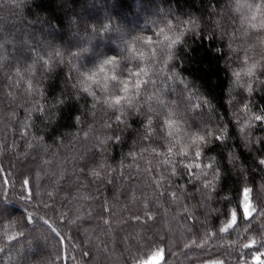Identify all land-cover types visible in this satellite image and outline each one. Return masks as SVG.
Returning a JSON list of instances; mask_svg holds the SVG:
<instances>
[{
	"label": "trees",
	"instance_id": "16d2710c",
	"mask_svg": "<svg viewBox=\"0 0 264 264\" xmlns=\"http://www.w3.org/2000/svg\"><path fill=\"white\" fill-rule=\"evenodd\" d=\"M237 2L259 0H0V201H8L0 203V216L13 217L25 236L13 250L0 252V264H7L8 255L13 264H141L157 248L164 258L153 264H253L255 250L236 243L243 239L238 236L243 223L230 234L219 233L223 217L217 220L214 210L241 184L256 189L252 203L264 208V168L256 165V153L245 145L236 123L244 115L242 104L257 113L264 109V28L259 19L256 27L244 21L247 9L236 11ZM169 21L175 26L169 36L188 30L167 64L162 62L166 49L143 64L133 61L151 71L118 123L120 112L81 91L78 69L119 55L122 41L115 29L151 36L155 42L156 32ZM48 23L55 30L49 31ZM103 25L112 31L105 33ZM87 36L93 37L90 44L83 42L89 53L73 57ZM106 41L110 44L102 46ZM50 46L60 49L63 59H54L51 66L37 63L36 53L47 58ZM245 58L258 63L253 77L241 78V84L252 83L251 94L233 76ZM171 73L176 74L174 81L168 79ZM27 80L33 83L31 92ZM101 87L92 85L91 90L100 97ZM222 87L220 107L214 100ZM209 104L214 106L211 112ZM185 108L190 109V126L204 120L210 128L226 125L230 133L227 148L217 154L221 176L210 200L182 174L181 163L188 160L172 155L174 165L163 163L171 140L164 117L157 134L145 136L148 118L157 123L156 111ZM251 132L256 147L264 126ZM221 146L214 142L206 148L205 162ZM173 166L178 172L169 179ZM25 181L30 183L25 186ZM185 207L196 219L188 218ZM29 213L34 224L25 227ZM43 219L61 235L51 233ZM253 224L251 235L264 239L260 218ZM210 232L212 238L206 239Z\"/></svg>",
	"mask_w": 264,
	"mask_h": 264
},
{
	"label": "snow or ice",
	"instance_id": "6c2138e0",
	"mask_svg": "<svg viewBox=\"0 0 264 264\" xmlns=\"http://www.w3.org/2000/svg\"><path fill=\"white\" fill-rule=\"evenodd\" d=\"M19 6V5H17ZM63 2L61 3V7H63ZM242 9H247V13L244 14V21L250 23L252 27H256V21L259 19V27L264 28V0H259L258 3H239L236 4V11H241ZM46 22V21H45ZM70 22V21H69ZM47 23V22H46ZM189 24L195 26L194 21H189ZM103 31L105 33H109L112 31L108 25H103ZM174 24L169 21L166 24V28H160L156 32L157 40L154 42L151 36L143 37L138 36L137 39H142L144 45L148 48H151V53H146L143 50L136 49L132 47V44H129V52L132 56L133 60L136 61H145L151 56L152 59H156L159 55L161 49H168L166 55L167 59H164L162 62L167 64L168 60L172 59V49L175 45L180 43L181 37L184 36L185 31L188 29H182L177 32L173 36H169L168 32L174 31ZM48 30L53 31L55 27L48 23ZM94 33H99V29L94 28ZM162 37V40L159 39ZM92 36L82 37L81 43L77 45L78 51L73 52L72 56L79 58L82 54L89 53V48L83 46V42L86 41L87 43H91ZM119 39L121 41L126 39V36L123 34L120 35ZM235 51V49H233ZM139 55H136V53ZM47 58H43L38 52L36 53V62L41 63L45 66H51L54 59H63L64 53L56 48L55 46H50V51L47 52ZM87 59V57H86ZM99 61V63H97ZM115 64L116 61L105 58L101 59L98 58L95 65V70H90L88 74H83V79L81 80V86L83 87L84 91L89 92V81L95 82L98 79V76L101 72L104 71L105 65H113V71L115 72ZM243 67L239 71H233V76L236 78V83L238 86L245 87L246 91L251 94L253 91V86L251 82L246 84H241V78L243 76L253 77L255 74V70L258 66V63H251L249 64L247 58H245L243 62ZM31 67L27 70L29 73L31 72ZM127 71V77H124V72ZM149 71H151V67H140L139 63L133 64L129 67L128 63H123L119 72H116L115 75H112L111 78L105 76L104 82L102 83V87L109 91L111 89H118L112 95L113 98L111 100H105V103L109 105V107L116 106V111L120 112L121 115H117L116 121L118 123H122L121 116L124 115V107H121L123 100L128 98L127 94L132 92L135 89V94L139 95V90L143 85H145V81L143 79L144 76H147ZM163 71V69H161ZM21 73L17 72V76H20ZM117 76L120 79H117ZM168 79L175 80L176 74L171 73L168 76ZM111 82V87L109 86ZM27 85V90L29 92L33 89V83L31 80L25 81ZM264 85V81L260 82ZM187 86V85H186ZM191 96V94H189ZM151 99V97H149ZM159 99V95L157 96ZM161 105L164 108H167V105L164 102L160 101ZM202 105H195L194 107H201ZM240 111L244 114L243 117H237L236 123L239 127V132L244 138L245 145L250 148L251 151L256 153V160L255 163L259 168H264V136L257 137L255 140L256 147H253V136L254 133L251 132L252 129L264 126V109H261L258 113L255 112L252 108H250L248 103L242 104ZM149 113H153V109L151 106L149 107ZM164 117L163 124L164 126L169 129L168 136H174V133L178 132V114L175 110H167L165 111H156L154 113V117L157 121L156 124L153 123L152 118H148L147 121V128L145 131V136L147 138H151L156 133V130L159 126V119L160 117ZM147 118V114H146ZM206 136L211 137L213 140L218 142L219 144H226L227 138L230 136L228 129L221 130L219 132L209 129L206 131L204 135H193L192 140L193 144H204L206 142ZM114 139L117 143L120 142L119 136H114ZM159 155V153H157ZM166 158L163 163L165 164H173L174 161L171 159L173 155V149L169 143L168 152L165 154ZM189 162H182L181 167L183 169L182 174H187L190 177L189 182L193 184V187L199 184L197 187V191L201 192L202 195L206 196L209 200L213 199L212 192L215 191L217 188V182L220 180L221 171L218 170L220 165L219 163L213 159L212 157L207 158V162H205L204 154L200 151L199 148L190 155V156H183ZM234 164V156L231 155L229 157ZM178 169L173 166L170 170L169 179L171 177H175L177 175ZM95 175V173H93ZM5 185L8 184V181H4ZM25 186H27L30 182L25 181ZM262 190H264V184L261 186ZM256 189L254 187L250 188L247 184L238 185L229 195H226L223 199L222 205L218 209H214L219 213L217 216V220L220 219V216L223 217V222L219 225V233H229L231 231H236L237 228L241 227L243 223V228L241 229V233H238V236H243V239H239L236 243L243 249H254L255 253L253 255V264H264V239H256L254 238L251 233H254L255 225L253 224L254 220L260 218L261 227H264V208H261L258 205H254L252 203L254 198V193ZM30 194V193H29ZM23 196V193L21 194ZM170 195L174 200L179 199V195L175 191H171ZM0 203L7 204L8 201H0ZM247 209V211H246ZM184 212L188 213V218L196 219V217L192 216V212L189 208L185 207ZM27 223L24 224L27 227L28 224H34L33 216L31 213L28 214L26 218ZM151 219V217H149ZM43 224L47 225L48 229L51 230V233L56 234V236L61 235L57 228L53 226L49 222L48 219H43ZM258 235V234H257ZM25 238L24 232L20 230L18 227V223L14 222L13 217H5L0 216V252H4L5 249L11 251L14 249L15 245H17L21 240ZM212 233H208L206 239H211ZM192 244L199 247L200 245L197 244L195 240L192 241ZM187 246V245H186ZM19 253H17L18 255ZM160 258L163 260V250L157 248L155 253L148 259H145L141 262V264H153V262ZM14 257L12 255H8L7 257V264H13ZM209 264H219V262H209Z\"/></svg>",
	"mask_w": 264,
	"mask_h": 264
},
{
	"label": "clouds",
	"instance_id": "9594fccd",
	"mask_svg": "<svg viewBox=\"0 0 264 264\" xmlns=\"http://www.w3.org/2000/svg\"><path fill=\"white\" fill-rule=\"evenodd\" d=\"M115 31L119 36L121 34L126 36V39L123 40L119 44V49H118L119 55L118 56H117V54L106 55V58L116 61V64H115V70L116 71L115 72L113 71V65H105L104 71L99 74L98 79L95 82H93V81L88 82L89 83V90H90L91 94H89V92L84 91L83 87H81V91L84 94H86L87 96L91 97L94 101H96V103L103 104L109 109H115L116 110V106L109 107V105L105 103V100H111L113 98L112 94L115 91H118V89H111L109 91H106L103 87H101V91L104 93V95L98 97L96 95V93L91 90L92 85H102V83L104 82L105 76H107L108 78H111L112 75H115L116 72H119L121 65L123 63H128V65L133 64L134 60L132 59V56L129 52V44L130 43L132 44V47H134L136 49H137V47H143L145 45H144V42L142 39H137L138 35H135L129 31L122 30L120 28L115 29ZM181 39H182V37H181ZM109 44L110 43H108L106 41L104 44H102V46H108ZM167 51H169V50L166 49V53H167ZM104 58H105V56L101 57V59H104ZM140 62H141V64L144 63V61H140ZM97 63H99V61H97ZM129 67H131V66H129ZM140 67L143 68V66H140ZM190 67H191V65L189 64L188 68H186L185 71H188ZM90 70H95L94 64H92L91 66L85 67L83 70L78 69L77 79L82 80L83 79L82 73L88 74L90 72ZM223 75L224 74L221 73V79H223ZM117 79L119 80L120 77L117 76ZM190 79H193V78L190 77ZM195 81H196V83H200L198 80H195ZM240 87H243V86H240ZM217 91L222 93V95L219 96V98L215 99L214 101L216 102V105L223 107L222 102L224 100V96H223L224 87L218 88ZM127 97L128 98L123 100L121 107L132 105V103L136 97L135 91L128 93ZM93 106H95V105H93ZM208 107H209V110L211 112V109L214 106L212 104H209ZM176 112L178 114V124L181 121L183 123L180 124L178 132H176V134L174 136H171L170 145H171L172 149H174V148L178 149L177 151L173 152V156H181V157L190 156L196 151L197 148H199L200 151L202 153H204V150L206 148H211L214 145V142H216V141L213 140L211 137L206 136V142L204 144H202V145L193 144V140H192L193 135H204L206 133V131L209 129L215 130L217 132H219L221 130L228 129L226 125L223 128H210V127H208L207 123L204 120H201L200 125L198 127L190 126L189 125V119L191 118L190 117V109L185 108L183 110H177ZM234 115H235V113H234ZM225 148H227V144H222V146L220 148H216L215 149L216 154L212 155V158L218 162L217 154L220 151H223Z\"/></svg>",
	"mask_w": 264,
	"mask_h": 264
}]
</instances>
